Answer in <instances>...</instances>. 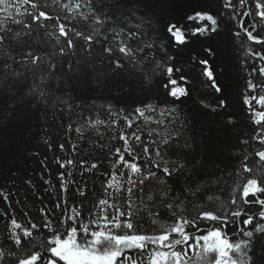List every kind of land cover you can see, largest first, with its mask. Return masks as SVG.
<instances>
[{
  "label": "snow or ice",
  "instance_id": "1",
  "mask_svg": "<svg viewBox=\"0 0 264 264\" xmlns=\"http://www.w3.org/2000/svg\"><path fill=\"white\" fill-rule=\"evenodd\" d=\"M249 2L222 0V10L214 11L211 0H51L60 12L50 15L47 0H0V126L13 119L24 100L34 99L33 108L40 103L48 107L53 80L56 90L61 84L100 87L110 74L127 81L125 91H131L138 79L151 84L162 76L161 94L174 100L170 106L141 102L127 113L109 103L99 106L106 107L108 120L100 118L99 112L95 118L81 112L79 119L69 123L67 131H74L80 141L92 130L102 139L103 126L112 131V140L122 142V147L108 148L112 163L111 172L102 173L103 196L85 217L87 181L73 179L76 161L59 157L56 163L66 171L58 173L55 203L42 204L38 218L25 212L26 220L18 219L10 203L12 194L0 189V197L8 204L0 209L6 229L0 238V264H264V63L251 67L260 81H247V89L256 94L243 99L251 123L257 126L250 139L260 147L241 139L246 147L234 153L243 157L235 173L213 177L211 185L219 187L220 194H209L197 203L209 181L192 180L196 165L183 155L194 151L190 137L182 145L179 142L187 123L176 128L177 102L188 91L173 78L181 69L167 55L169 47L183 46L190 38L211 40L220 31L222 18L231 12V20H239ZM254 9L242 12L252 17L251 30L244 21L239 28L248 41L260 46L259 50L246 48L250 57L264 61V36L257 32V18L264 27V0H254ZM233 35L239 37L240 31ZM202 54L205 58L198 61L202 75L218 96L214 105L201 103L227 114V84L218 79L224 74L217 73L208 59L215 58L216 48L208 44ZM57 104L71 115L73 107L67 100L57 96L54 110ZM227 122L232 124L233 118L228 116ZM173 143L182 153L175 158L168 155ZM59 147L65 150L64 144ZM248 147L255 150L249 152ZM72 150L77 152L76 143ZM250 157H258L255 164L250 165ZM79 168L84 177L99 164L81 159ZM181 178L182 188L176 191L175 182ZM26 183L33 186L31 180ZM72 185L82 199L70 206ZM53 190L55 186L48 191Z\"/></svg>",
  "mask_w": 264,
  "mask_h": 264
},
{
  "label": "trees",
  "instance_id": "2",
  "mask_svg": "<svg viewBox=\"0 0 264 264\" xmlns=\"http://www.w3.org/2000/svg\"><path fill=\"white\" fill-rule=\"evenodd\" d=\"M44 2L45 0H41V3ZM47 2L50 5L47 9L50 15L60 12L58 7L51 6V0H47ZM220 3L222 0H211L214 11L222 10L219 7ZM236 3L238 4V0ZM249 9L255 11L254 0L247 3L245 8L241 10L239 20H231V12L224 16L220 31L211 40L190 38V43L169 47L167 51V55L172 56L175 60L174 66L181 69L179 73L173 75V78L177 80L179 86L185 87L188 91V95L177 102L180 119L176 122V128H180L181 123H187L188 127L183 132L179 142L182 145L185 138L190 137L194 151L183 153V155L187 157L190 165H196L192 180L197 183L201 180L209 181L205 192L195 201L197 203L204 202L205 197L209 194H220V188L211 185L213 177H219L228 171L235 173V169L243 157L242 155H234V153L240 152L246 147L240 143L241 139H249L250 144L256 143L257 148L260 147L258 142L250 139L255 134L257 126L251 123L247 106L243 103L246 94H256L247 89V81L250 78L257 83L260 81L259 75L251 72V67H258L264 63L258 58L252 59L247 53V47L259 50L260 46L248 41L246 34L239 28V22L244 21L246 22L245 26L251 30L252 17L242 15L243 11ZM65 14L67 13H61V15ZM257 24V32L264 36V27L259 25V18H257ZM236 31H240L239 37L233 35ZM208 44H212L217 51L215 58L208 57L210 64L217 73L223 72L224 75L218 79L227 84L226 94L229 100L227 114L224 111L213 112L201 103V101H205L214 105L218 96L210 87V82L206 81L202 75L203 66L198 63L199 59L205 58L202 49ZM82 46L83 42L77 45L78 53ZM37 50L47 49L37 48ZM158 56L161 59H166L163 54L158 53ZM106 68L105 65V70ZM180 76L186 79L180 80ZM163 82L164 77L162 76H158L151 84L141 78L131 84V91H125L126 88H129V83L109 74L100 87L89 84L65 88L61 84L59 90H56V81L53 80L50 85L51 95L47 98L48 107L40 103L33 108L34 99L20 102L15 109L13 119L6 126H0V189L12 194L10 203L17 218L26 220L25 212L33 218H38V210L42 204H48L50 207L54 205L55 201L52 197L57 195L58 173L66 171L59 168L56 163L57 157L61 161L69 158L76 161L73 179L78 182L87 181L89 191L87 196L83 198L85 203L84 215L87 217L93 204L103 196L101 185L105 177L102 173L111 172L112 157L108 148L111 147L114 150L117 147H122V142L112 140V131L103 126H101L102 139L92 130L85 135L83 141H80L74 131L71 133L67 131L68 124L79 119L81 112L85 116L91 114L93 118L99 112L100 118L108 120L106 107L101 108L99 106H106L109 103L117 110L123 108L126 113L131 112L141 102L152 101L170 106L174 103L173 98L162 95L163 89L158 87ZM57 96L67 100L72 105L71 115L68 114L64 105L57 104L56 109H53L52 104ZM93 101H95V105H93ZM61 107H64L65 110L60 111ZM228 116L233 118L232 124H228ZM75 126L73 123V128ZM119 126L124 127L123 120L119 121ZM143 138L146 140L147 136L145 135ZM90 141L106 147L103 149L95 147L89 143ZM73 143L77 144L76 153H73L72 150ZM61 144L65 146L64 151L60 150ZM254 150L248 147L249 152ZM137 151L142 152V149L138 148ZM180 154H182L181 150L173 143L168 149V155L175 158ZM81 159L87 160L89 164L97 162L99 168L93 173L81 177V169L79 168ZM256 160L258 157H250L248 162L251 165L255 164ZM41 161H45V163L41 164ZM197 161H202V163L197 165ZM41 176L44 179H51L52 183L50 185L45 184ZM28 180L32 181L34 187L26 183ZM182 185L183 178L175 182V190L180 191ZM53 186L56 190L48 191ZM137 195L139 194L137 193ZM81 199L75 194V185L70 186L68 192L69 205L80 203ZM7 208L8 204L0 197V209ZM145 227H149V225H145ZM5 231V221L0 217V238ZM5 243L7 242L5 241Z\"/></svg>",
  "mask_w": 264,
  "mask_h": 264
}]
</instances>
